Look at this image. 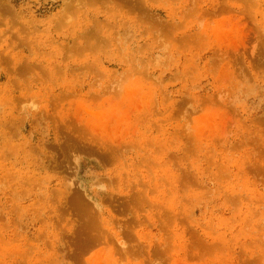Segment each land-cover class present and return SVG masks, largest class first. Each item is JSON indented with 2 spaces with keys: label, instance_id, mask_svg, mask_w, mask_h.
Listing matches in <instances>:
<instances>
[{
  "label": "rangeland",
  "instance_id": "1",
  "mask_svg": "<svg viewBox=\"0 0 264 264\" xmlns=\"http://www.w3.org/2000/svg\"><path fill=\"white\" fill-rule=\"evenodd\" d=\"M0 264H264V0H0Z\"/></svg>",
  "mask_w": 264,
  "mask_h": 264
}]
</instances>
